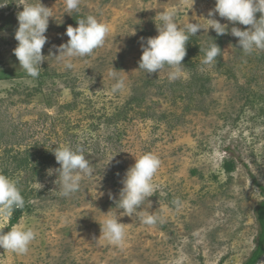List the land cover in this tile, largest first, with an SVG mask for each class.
Instances as JSON below:
<instances>
[{"label": "rangeland", "instance_id": "1", "mask_svg": "<svg viewBox=\"0 0 264 264\" xmlns=\"http://www.w3.org/2000/svg\"><path fill=\"white\" fill-rule=\"evenodd\" d=\"M35 2L0 0V173L25 199L15 225L37 233L25 254L0 247V264H244L256 247V207L264 199V50L245 54L231 28L250 26L216 14L228 33L201 29L190 37L182 75L169 81L168 68L140 70L141 38L158 35V14L169 9L181 25H206L215 0H80L71 13L66 0H41L53 17L47 59L33 78L14 49L21 3ZM88 15L107 24L109 35L65 69L56 47L69 40L68 26ZM214 42L222 53L203 65L201 49ZM112 71L125 81L122 93L111 91ZM62 146L83 147L94 168L68 197L56 172L54 149ZM148 152L161 167L153 196L138 211L164 221L151 226L117 208L121 180ZM227 161L234 172L225 171ZM109 212L126 225L122 246L101 237ZM9 224L10 216H0V231Z\"/></svg>", "mask_w": 264, "mask_h": 264}, {"label": "clouds", "instance_id": "2", "mask_svg": "<svg viewBox=\"0 0 264 264\" xmlns=\"http://www.w3.org/2000/svg\"><path fill=\"white\" fill-rule=\"evenodd\" d=\"M80 0H66L68 13L79 11ZM23 11L17 14L18 29L15 39L18 46L14 55L19 61L20 68L27 75L36 78L41 71V65L47 59L42 50L48 41L45 33L49 27V20L53 17V9L43 5L41 0L35 3H21ZM257 13H260L257 19ZM216 14L233 25L250 26L247 30L239 27L231 28V35L239 38L238 44L245 54H252L254 50H264V0H215V8L208 12V18L203 19L206 25L187 22L178 23V12L175 9L165 10L158 14L160 24L157 25L158 35L146 39L141 38L142 56L139 68L146 73H157L169 69V81L179 79L183 72L184 61L187 55L186 45L190 37L196 36L201 29L214 30L217 35L228 33V25L221 24L215 19ZM109 26L99 21L95 16L88 15L78 19V27L68 26L66 35L69 40L56 47L58 63L65 69L73 70L76 64L74 58L90 56L94 51L105 44L109 35ZM204 52L203 65L211 66L221 55V48L214 42ZM115 81L111 91L113 94L125 90V81L116 71L109 73ZM54 155L60 168L56 170L62 189V195L68 197L80 189L82 178L91 176L94 168L84 155L83 147L70 146L56 147ZM161 167V160L157 155L148 152L136 158V162L125 173L121 180L122 188L119 192L117 208L122 209L120 216H129L138 219L141 224L155 225L163 223V218L150 214L145 210L138 211L153 196L156 185L154 176ZM110 198L111 193L109 194ZM177 210L182 206L179 198L173 200ZM25 206V199L17 186V182L8 175L0 173V216H11L16 209ZM106 219L101 225L102 236L110 244L122 246L126 238V225L119 222L117 214H104ZM37 233L30 227L13 225L4 233L0 232V247L16 254H25L29 245L36 239ZM101 239V238H100ZM99 239V240H100Z\"/></svg>", "mask_w": 264, "mask_h": 264}, {"label": "trees", "instance_id": "3", "mask_svg": "<svg viewBox=\"0 0 264 264\" xmlns=\"http://www.w3.org/2000/svg\"><path fill=\"white\" fill-rule=\"evenodd\" d=\"M235 168L236 165L234 161H227L224 164V169L228 173L234 172ZM260 189L261 193L264 196V187L260 186ZM21 215V209L14 210L12 215L10 216L9 226L0 232H8L13 225L18 223ZM256 219L259 227V233L256 239V247L249 259L244 264H258V262L264 257V199L256 207Z\"/></svg>", "mask_w": 264, "mask_h": 264}]
</instances>
